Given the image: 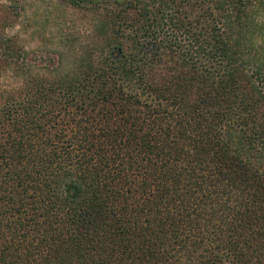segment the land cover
<instances>
[{"label": "trees", "instance_id": "16d2710c", "mask_svg": "<svg viewBox=\"0 0 264 264\" xmlns=\"http://www.w3.org/2000/svg\"><path fill=\"white\" fill-rule=\"evenodd\" d=\"M5 1L0 264H264V0H116L54 74Z\"/></svg>", "mask_w": 264, "mask_h": 264}, {"label": "rangeland", "instance_id": "374dc122", "mask_svg": "<svg viewBox=\"0 0 264 264\" xmlns=\"http://www.w3.org/2000/svg\"><path fill=\"white\" fill-rule=\"evenodd\" d=\"M115 1L20 0L12 7L15 21L6 32L15 35L31 61L41 66L37 72L54 74L96 40L98 26L107 19ZM5 78L4 84L12 82Z\"/></svg>", "mask_w": 264, "mask_h": 264}]
</instances>
